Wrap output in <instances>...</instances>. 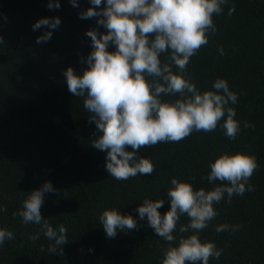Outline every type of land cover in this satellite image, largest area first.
Returning a JSON list of instances; mask_svg holds the SVG:
<instances>
[{"label": "trees", "instance_id": "16d2710c", "mask_svg": "<svg viewBox=\"0 0 264 264\" xmlns=\"http://www.w3.org/2000/svg\"><path fill=\"white\" fill-rule=\"evenodd\" d=\"M50 2L56 0H0V229L14 235L0 246V264H162L169 242L155 233L147 217L139 218L138 206L144 199L163 200L158 209L163 216L170 210L167 193L174 178L194 190L226 184L206 179L210 165L224 153L237 152L256 158L258 168L248 181L253 190L234 195L231 203L225 194L213 205L217 216L199 232L180 233V226L190 222L186 214L181 216L171 246L197 234L221 250L220 258H210L209 264H264V0H227L221 14L213 15L217 31L206 33L207 45L185 70V78L201 94L216 91L217 79L227 81L238 98L229 103L240 123L236 138L226 136L225 116L212 132L193 131L179 142L142 147L137 156L153 163V173L121 181L106 170L107 152L92 147L101 133L89 122L84 98L68 90L64 76L68 67L77 75L88 67L93 49L86 32L106 34L107 29L97 23L99 17L80 18L94 7L90 0H77L78 7L59 0L58 9H49ZM105 6L102 0L97 10ZM54 17L61 20L56 29L33 30L36 21ZM47 31L52 32L50 40L37 44V37ZM115 50L109 42L108 51ZM167 55L161 54L162 63ZM178 72L173 66V73ZM178 98L160 97L167 102ZM45 182L55 191L45 193L41 216L54 230L65 227L68 243L60 246L62 254L49 253L54 241L44 236L40 225L25 224L18 215L30 192ZM105 209L131 215L138 227L108 238L99 220ZM222 224L229 229L217 232ZM37 234L38 239H30Z\"/></svg>", "mask_w": 264, "mask_h": 264}, {"label": "clouds", "instance_id": "9594fccd", "mask_svg": "<svg viewBox=\"0 0 264 264\" xmlns=\"http://www.w3.org/2000/svg\"><path fill=\"white\" fill-rule=\"evenodd\" d=\"M90 2L94 7L81 12L80 18L99 17L97 23L107 33L88 30L86 36L91 38L93 49L86 59L88 67L82 75L68 67L64 76L68 90L84 98L83 106L91 113L89 122H94L101 133L92 147L107 152L105 167L111 177L121 181L137 174H152L153 163L137 156L140 148L179 142L193 131L212 132L225 116L222 125L225 134L229 139L236 138L240 123L234 119L236 111L229 103L235 104L238 98L229 90L227 81L217 79L213 85L216 91L201 94L185 78L190 58L208 43L206 33L217 31L213 15L221 14L227 0H106V6L99 10L102 0ZM71 3L78 7L77 0ZM59 7V0L48 4L49 9ZM233 11L234 7L229 8L228 14ZM60 23L59 17L42 18L35 22L33 30L42 26L56 29ZM51 36L52 32L47 31L37 37L36 43L47 42ZM109 42L116 45L115 52L108 51ZM219 51L224 54L222 48ZM162 53L168 54L167 62L162 63ZM173 66L179 69L178 73H173ZM177 94L179 98L173 102L160 99L162 95ZM244 127L249 124L245 122ZM128 147L133 151H127ZM257 168L254 156L224 153L211 163L206 179L226 184L210 191L194 190L190 183L172 179L167 193L170 210L163 216L158 211L163 200H143L137 208L139 218L147 217L155 233L169 242L162 264H209L210 258H220L221 250L213 242H202L197 234L181 237L178 246H171L177 222L185 214L190 219L187 225L180 226V233L206 228L218 214L213 205L224 200L225 194L231 203L234 195L242 196L253 190L248 181ZM54 191L52 184L45 182L30 192L18 215L25 224L40 225L44 236L54 241L48 247L49 253L62 254L60 246L68 243L65 227L61 225L58 231L54 230L40 211L45 193ZM99 220L108 238H114L117 231L138 227L131 215H121L116 209H105ZM228 229L227 224L216 227L217 232ZM12 239L11 231L0 229V246ZM30 239L35 241L38 234Z\"/></svg>", "mask_w": 264, "mask_h": 264}]
</instances>
